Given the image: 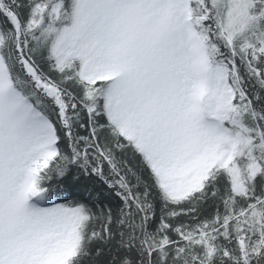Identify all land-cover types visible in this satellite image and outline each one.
<instances>
[{
    "label": "snow or ice",
    "instance_id": "snow-or-ice-1",
    "mask_svg": "<svg viewBox=\"0 0 264 264\" xmlns=\"http://www.w3.org/2000/svg\"><path fill=\"white\" fill-rule=\"evenodd\" d=\"M0 264H264V0H0Z\"/></svg>",
    "mask_w": 264,
    "mask_h": 264
}]
</instances>
